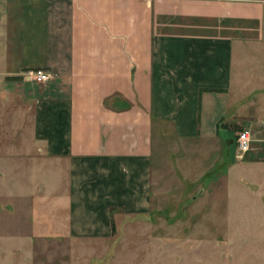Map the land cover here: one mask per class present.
I'll use <instances>...</instances> for the list:
<instances>
[{"label":"crops","instance_id":"obj_1","mask_svg":"<svg viewBox=\"0 0 264 264\" xmlns=\"http://www.w3.org/2000/svg\"><path fill=\"white\" fill-rule=\"evenodd\" d=\"M30 69L51 79L29 81ZM3 127L24 161L40 151L50 205L67 214L57 227L77 244L109 238L117 209L150 211L166 134L218 150L214 165L240 172L239 187L264 207V0H0ZM243 128L245 161L233 150ZM28 169L13 192L23 201L35 191Z\"/></svg>","mask_w":264,"mask_h":264},{"label":"rangeland","instance_id":"obj_2","mask_svg":"<svg viewBox=\"0 0 264 264\" xmlns=\"http://www.w3.org/2000/svg\"><path fill=\"white\" fill-rule=\"evenodd\" d=\"M2 129L0 264H264V207L239 187L240 172L226 177V167L214 165L220 152L207 151L203 140L162 137L153 164L150 211L128 216L117 209L109 238L77 244L57 227V217L67 214L64 204L51 206L47 186L52 179L40 151L34 163L24 161L27 153L20 156L2 143L12 138L6 127ZM237 134L233 150L236 158L244 160L253 140L250 150L241 154ZM229 153L230 147L223 157L227 159ZM28 168L35 176L30 183L35 191L23 201L20 188L19 199L13 192L15 184L27 185ZM56 182L64 200L65 179ZM246 183L256 194L257 187ZM213 184L219 188L207 191Z\"/></svg>","mask_w":264,"mask_h":264},{"label":"built area","instance_id":"obj_3","mask_svg":"<svg viewBox=\"0 0 264 264\" xmlns=\"http://www.w3.org/2000/svg\"><path fill=\"white\" fill-rule=\"evenodd\" d=\"M27 80L37 84L46 83L51 79V73L45 69H30L24 73ZM252 134L249 129H242L237 134V150L241 154L247 153L251 148Z\"/></svg>","mask_w":264,"mask_h":264}]
</instances>
